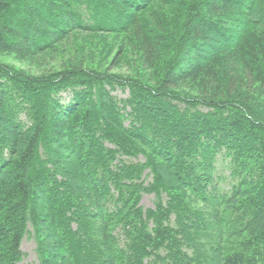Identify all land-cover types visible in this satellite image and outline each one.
Here are the masks:
<instances>
[{
    "label": "trees",
    "instance_id": "1",
    "mask_svg": "<svg viewBox=\"0 0 264 264\" xmlns=\"http://www.w3.org/2000/svg\"><path fill=\"white\" fill-rule=\"evenodd\" d=\"M0 53L52 66L0 64V264H264V0H0Z\"/></svg>",
    "mask_w": 264,
    "mask_h": 264
},
{
    "label": "rangeland",
    "instance_id": "2",
    "mask_svg": "<svg viewBox=\"0 0 264 264\" xmlns=\"http://www.w3.org/2000/svg\"><path fill=\"white\" fill-rule=\"evenodd\" d=\"M92 39V38H91ZM48 62H51V59L44 61L43 65H36L26 62H21L16 59L12 55L6 53H0V64L16 66L17 68H22L24 70H29L32 74H42L44 69H51L52 66L48 65ZM41 66V67H40ZM117 96L122 99L127 98L128 94L124 92H118ZM65 102L68 101L69 95L63 94ZM226 186V184H224ZM155 202L154 195H144L142 200V205L145 209L153 208ZM22 249L26 254L24 262L22 264H39L37 254H36V243L32 238L26 237L23 242Z\"/></svg>",
    "mask_w": 264,
    "mask_h": 264
}]
</instances>
